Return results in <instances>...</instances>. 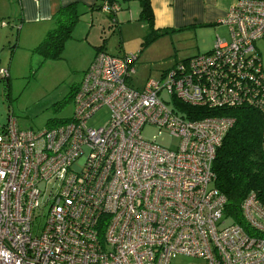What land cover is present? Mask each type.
<instances>
[{"label":"built area","instance_id":"2783aa9c","mask_svg":"<svg viewBox=\"0 0 264 264\" xmlns=\"http://www.w3.org/2000/svg\"><path fill=\"white\" fill-rule=\"evenodd\" d=\"M101 11L115 23L120 6L106 0ZM218 25L227 39L216 36L211 51L175 63L142 89L128 84L136 55L97 52L72 91V117L60 126L23 131L7 117L0 264H264V203L249 194L244 227L233 223L212 171L235 122L228 113L246 108L264 117L255 48L264 40V0H237ZM102 108L107 122L88 127ZM146 126L176 145L145 140Z\"/></svg>","mask_w":264,"mask_h":264},{"label":"rangeland","instance_id":"374dc122","mask_svg":"<svg viewBox=\"0 0 264 264\" xmlns=\"http://www.w3.org/2000/svg\"><path fill=\"white\" fill-rule=\"evenodd\" d=\"M119 12L125 14L128 11ZM92 16L90 27L86 28L83 24L90 23V15L85 14L72 32V39L85 40L87 37V43L66 41L61 59L43 61L28 51L20 53L24 57L13 59L9 78L0 79V129L8 116L15 118L20 130L32 132L48 130L69 120L73 113L72 91L82 80L80 67L94 53L93 45L101 46L100 51L103 49V52L114 57L136 55V74L128 84L142 89L147 79H158L175 63L211 51L216 35L227 39L226 27L218 25L216 30L211 27L212 32L210 29H199L197 36H181L182 33L163 35L146 45V32L136 17L123 23L125 25H115L113 18L102 11H96ZM0 22L11 25L7 20ZM11 29L12 33L6 31L15 37L17 31ZM89 41L91 44H88ZM255 48L264 66V40L256 42ZM6 57L4 54L0 58V67L3 66L1 62H9ZM163 97L168 101L171 99L166 92ZM109 116V110L102 108L88 120L87 125L93 129L101 128ZM142 137L148 141L155 137L157 144L167 148L177 143L176 139L164 133L158 136V130L150 126L144 127ZM191 262L187 258H177L172 264Z\"/></svg>","mask_w":264,"mask_h":264},{"label":"crops","instance_id":"0c3cea01","mask_svg":"<svg viewBox=\"0 0 264 264\" xmlns=\"http://www.w3.org/2000/svg\"><path fill=\"white\" fill-rule=\"evenodd\" d=\"M117 2L120 11L127 10L128 12L125 14L118 12L114 16L115 25H125L123 23L135 17L139 19L142 10L141 0H117ZM236 2L237 0H149L153 29L156 32H167L165 36L182 33L181 36L187 37L197 36L199 29H210L209 31H211V27H214L216 30L219 28L218 21ZM96 3L97 0H0V20L11 22L10 26L7 24V27H0V58L4 54L7 59L9 58L7 64V60L1 62L3 66L0 69L7 70L9 78L13 59L24 57L20 55L22 51H28L31 54V50L44 39L50 30L55 28L53 16L61 8L77 4L80 12L85 13L86 16L90 15V23L83 22L86 28L90 27L92 14L96 12L91 9ZM141 24V28L146 32L144 33L145 37L148 27L146 23L142 22ZM10 27L17 31L15 37L9 34L12 33ZM87 31L90 30L87 29ZM85 40L69 39V41H78L79 43L85 42ZM88 44H91L90 41ZM100 47L92 46L94 53L92 52L87 62L80 67L82 76L96 53L103 52V49H101L102 51L97 50Z\"/></svg>","mask_w":264,"mask_h":264},{"label":"trees","instance_id":"16d2710c","mask_svg":"<svg viewBox=\"0 0 264 264\" xmlns=\"http://www.w3.org/2000/svg\"><path fill=\"white\" fill-rule=\"evenodd\" d=\"M104 1L106 0H97L91 10L101 11ZM108 1L118 4L117 0ZM141 1L139 20L148 27L145 36V44L148 45L167 32H156L153 29L149 0ZM83 15L85 13L80 12L77 4L59 9L53 16L55 28L45 35L31 53L38 55L43 61L61 59L65 43L72 38L73 29ZM228 114L235 122L216 151L212 166L214 186L226 200L225 217L244 227L241 204L246 197L253 193L257 200L264 203V117L257 111L246 108L235 109ZM200 117L202 115L185 116L189 120Z\"/></svg>","mask_w":264,"mask_h":264}]
</instances>
